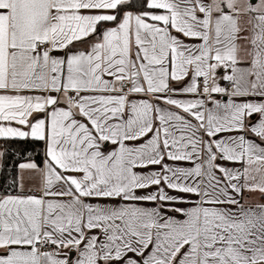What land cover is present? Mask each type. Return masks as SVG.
<instances>
[{
	"label": "snow or ice",
	"instance_id": "obj_1",
	"mask_svg": "<svg viewBox=\"0 0 264 264\" xmlns=\"http://www.w3.org/2000/svg\"><path fill=\"white\" fill-rule=\"evenodd\" d=\"M0 264H264V0H0Z\"/></svg>",
	"mask_w": 264,
	"mask_h": 264
}]
</instances>
